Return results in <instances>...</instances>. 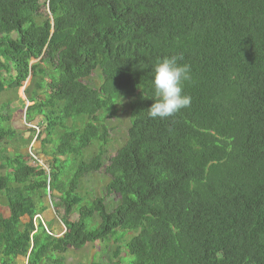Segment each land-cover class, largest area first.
I'll return each mask as SVG.
<instances>
[{
	"label": "trees",
	"instance_id": "1",
	"mask_svg": "<svg viewBox=\"0 0 264 264\" xmlns=\"http://www.w3.org/2000/svg\"><path fill=\"white\" fill-rule=\"evenodd\" d=\"M172 55L191 65V106L152 119L143 97ZM29 77L25 116L58 142L45 167L0 158V264H64L112 237L130 264H194L188 250L197 264H264V0H0V93ZM124 99L128 138L109 155L106 120ZM13 135L0 128V142ZM97 172L109 181L87 204L77 193ZM48 194L60 236L43 220Z\"/></svg>",
	"mask_w": 264,
	"mask_h": 264
},
{
	"label": "rangeland",
	"instance_id": "2",
	"mask_svg": "<svg viewBox=\"0 0 264 264\" xmlns=\"http://www.w3.org/2000/svg\"><path fill=\"white\" fill-rule=\"evenodd\" d=\"M43 13L47 14V12ZM8 79L9 78L6 77L4 79L1 78V80ZM85 82H87L90 86L98 87L101 83V78L96 72L89 79L85 80ZM23 87L24 86L19 89L8 87V89L0 93V128L5 130L9 129V131L12 129L14 131V135L13 137H9V141L6 138L0 142V158L3 159L6 155L8 158L14 157L22 151L25 156H27L26 159H28L32 165H36L35 162H37L39 165L45 167V164L47 165L48 157L42 151L46 150V152H50V150L54 147L57 136L54 137L51 142L47 143H44V139H48L45 134H42L40 138H37L38 131H44L45 123L38 125V121L40 120L39 117H36L33 121L32 119L29 121L27 116H25V106L27 104L28 95L25 94V89ZM34 93L35 91L28 92L30 97H32ZM42 96L44 95H41V97ZM31 104L32 103H29V105ZM129 112V100L124 99L120 104H117L114 115L110 119L106 120L110 130L105 150L109 153V155H114L116 151L127 141L128 130L130 127ZM33 113L34 111H30L28 117L34 116L32 115ZM8 117L11 119H7ZM69 124H72V121H70ZM33 126H36V128ZM57 142L58 141H56V143ZM4 143L6 148L2 145ZM96 146L97 144L93 145L90 149H86V154H90L92 156L94 152L97 151ZM30 148H32V151L34 149V152H36L35 159H32L33 161L29 160L31 157L27 155L29 154ZM5 172L6 170L0 166V175L6 174ZM108 181L109 178L105 177L102 172L87 175L83 179L82 190L79 192L77 191V194L80 196L83 195L84 197L86 196L84 202L90 204L94 195L100 196L103 193L102 190ZM44 200L48 202V209L43 215V220L45 222H48L47 220H51V222L46 224L49 225L50 230L54 231L57 236H60L65 231V227L61 222L59 214L56 213L54 207L48 201V197ZM5 212L8 213L6 200L0 197V214L5 215ZM77 218L78 214L74 213L72 214L70 220L73 221ZM95 218H98L97 215L87 221L88 229H95L98 226L99 219L95 220ZM135 234L136 232L134 231L127 232L124 239H131L135 236ZM119 243L120 241L116 242L113 237L109 241L87 243L81 249L69 248L62 254V258L64 259V264H116L114 252L117 248H119L121 251L120 256L122 257L121 263L130 264L132 257L127 252L125 253V249H123ZM187 253L191 256L194 264H197L194 250H188Z\"/></svg>",
	"mask_w": 264,
	"mask_h": 264
},
{
	"label": "clouds",
	"instance_id": "3",
	"mask_svg": "<svg viewBox=\"0 0 264 264\" xmlns=\"http://www.w3.org/2000/svg\"><path fill=\"white\" fill-rule=\"evenodd\" d=\"M182 60V55H172L163 57L155 63L153 68L154 76L152 78V96L143 97L154 101L147 109L148 116L150 118L165 119L175 117L182 109H186L191 106L192 98L190 95L184 93V84L192 79V70L191 65L181 63ZM29 79L31 80L30 77ZM30 80L28 84H26L25 81L23 85L24 89H26L30 84ZM29 103L31 102L27 100L25 111L28 108ZM33 127L36 128V126ZM35 154L36 152H34V149L32 151V148H30L29 154L27 155L35 158ZM36 216L38 217V215ZM37 217H35V219H37ZM27 263L28 261H26V264Z\"/></svg>",
	"mask_w": 264,
	"mask_h": 264
},
{
	"label": "crops",
	"instance_id": "4",
	"mask_svg": "<svg viewBox=\"0 0 264 264\" xmlns=\"http://www.w3.org/2000/svg\"><path fill=\"white\" fill-rule=\"evenodd\" d=\"M20 124V123H19ZM5 211V209H4ZM6 213V212H5ZM4 213V214H5ZM8 213H6L4 216H7ZM48 219V218H46ZM48 222H51V220H47ZM15 264H26V258L23 257H18L17 260L15 261Z\"/></svg>",
	"mask_w": 264,
	"mask_h": 264
},
{
	"label": "water",
	"instance_id": "5",
	"mask_svg": "<svg viewBox=\"0 0 264 264\" xmlns=\"http://www.w3.org/2000/svg\"><path fill=\"white\" fill-rule=\"evenodd\" d=\"M29 78H28V80L26 81V84H28L29 83ZM47 197H48V200H49V194L47 195ZM27 261V260H26Z\"/></svg>",
	"mask_w": 264,
	"mask_h": 264
},
{
	"label": "built area",
	"instance_id": "6",
	"mask_svg": "<svg viewBox=\"0 0 264 264\" xmlns=\"http://www.w3.org/2000/svg\"><path fill=\"white\" fill-rule=\"evenodd\" d=\"M37 217V216H36Z\"/></svg>",
	"mask_w": 264,
	"mask_h": 264
}]
</instances>
